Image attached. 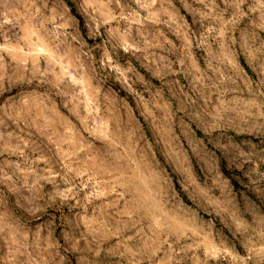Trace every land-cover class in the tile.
<instances>
[{
  "label": "clouds",
  "instance_id": "9594fccd",
  "mask_svg": "<svg viewBox=\"0 0 264 264\" xmlns=\"http://www.w3.org/2000/svg\"><path fill=\"white\" fill-rule=\"evenodd\" d=\"M0 264H264V0H0Z\"/></svg>",
  "mask_w": 264,
  "mask_h": 264
}]
</instances>
